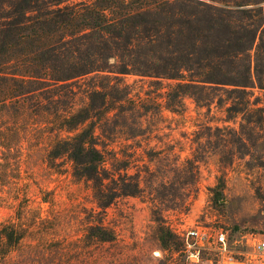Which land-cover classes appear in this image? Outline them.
<instances>
[{
	"label": "trees",
	"instance_id": "trees-1",
	"mask_svg": "<svg viewBox=\"0 0 264 264\" xmlns=\"http://www.w3.org/2000/svg\"><path fill=\"white\" fill-rule=\"evenodd\" d=\"M127 74L149 77L151 92L164 88L157 103L179 113L187 96L210 105L223 89L227 112L264 130V0H0V103L56 107L59 134L47 155L67 154L103 207L144 191L134 160L114 146L150 140L145 112L130 118L144 98ZM24 235L1 224L0 258Z\"/></svg>",
	"mask_w": 264,
	"mask_h": 264
},
{
	"label": "rangeland",
	"instance_id": "rangeland-1",
	"mask_svg": "<svg viewBox=\"0 0 264 264\" xmlns=\"http://www.w3.org/2000/svg\"><path fill=\"white\" fill-rule=\"evenodd\" d=\"M124 78L144 98L130 118L145 112L150 140L138 135L114 146L119 156L130 154V172L140 174L144 191L106 207L67 154L48 157L59 134L56 107L0 103V226L25 232L0 264H194L179 228L264 230V130L229 114L223 89L210 105L187 96L179 113L157 103L164 88L151 92L157 84L149 77Z\"/></svg>",
	"mask_w": 264,
	"mask_h": 264
},
{
	"label": "built area",
	"instance_id": "built-area-1",
	"mask_svg": "<svg viewBox=\"0 0 264 264\" xmlns=\"http://www.w3.org/2000/svg\"><path fill=\"white\" fill-rule=\"evenodd\" d=\"M194 264H264V230L196 224L177 231Z\"/></svg>",
	"mask_w": 264,
	"mask_h": 264
}]
</instances>
